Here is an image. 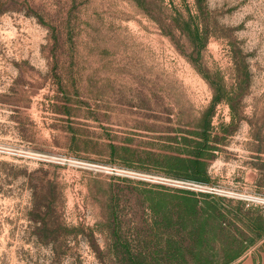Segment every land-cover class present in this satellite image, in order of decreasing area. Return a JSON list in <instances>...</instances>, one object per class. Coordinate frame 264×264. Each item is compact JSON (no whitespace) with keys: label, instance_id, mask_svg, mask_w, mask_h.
<instances>
[{"label":"rangeland","instance_id":"374dc122","mask_svg":"<svg viewBox=\"0 0 264 264\" xmlns=\"http://www.w3.org/2000/svg\"><path fill=\"white\" fill-rule=\"evenodd\" d=\"M206 112L217 194L191 192L255 241L234 264L258 261L264 0H0V264H198L145 198L184 190L163 157ZM214 234L200 254L222 264Z\"/></svg>","mask_w":264,"mask_h":264},{"label":"trees","instance_id":"16d2710c","mask_svg":"<svg viewBox=\"0 0 264 264\" xmlns=\"http://www.w3.org/2000/svg\"><path fill=\"white\" fill-rule=\"evenodd\" d=\"M206 112L201 120L202 131L193 133L200 137V141L190 146V141L182 137V150L163 157L166 171L172 177L170 179L204 185L208 183V167L215 148L210 145L208 130L210 117ZM146 202L152 214L157 217L165 228L176 229L185 232L189 238L197 244L199 251L196 254L195 263L211 264L208 258L201 257V251L210 247V241L215 237V231H219L222 238L220 250L222 252V264H234L246 250L245 244H254L252 239L244 240L243 235L230 236V231L225 220L229 210L219 200L202 196L201 199L191 191L179 190L175 195L146 196ZM236 216V215H235ZM247 220L246 228L255 236V239L264 235V216H244ZM228 238H231L228 242ZM254 239V238H253ZM174 243V260L181 256L178 248L179 242ZM264 247V243H263ZM202 249V250H201ZM238 264V263H237Z\"/></svg>","mask_w":264,"mask_h":264},{"label":"built area","instance_id":"2783aa9c","mask_svg":"<svg viewBox=\"0 0 264 264\" xmlns=\"http://www.w3.org/2000/svg\"><path fill=\"white\" fill-rule=\"evenodd\" d=\"M160 180L165 184L174 186L179 189L190 190V191H195V192H200V193L217 194L216 189L210 188L205 185L195 184L191 182H184V181H179V180H173L170 178H160Z\"/></svg>","mask_w":264,"mask_h":264},{"label":"crops","instance_id":"0c3cea01","mask_svg":"<svg viewBox=\"0 0 264 264\" xmlns=\"http://www.w3.org/2000/svg\"><path fill=\"white\" fill-rule=\"evenodd\" d=\"M257 256L258 261L255 259H247L245 261L239 262L238 264H264V253H260Z\"/></svg>","mask_w":264,"mask_h":264}]
</instances>
